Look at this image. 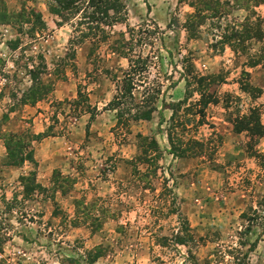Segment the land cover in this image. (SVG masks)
I'll return each mask as SVG.
<instances>
[{"label":"rangeland","instance_id":"1","mask_svg":"<svg viewBox=\"0 0 264 264\" xmlns=\"http://www.w3.org/2000/svg\"><path fill=\"white\" fill-rule=\"evenodd\" d=\"M229 1L221 26L200 0H123L98 42L78 38L77 20L48 0H0V264H187L190 253L197 264H264V167L254 155H264V135L235 121L258 109L264 123V62H248L264 56V38L239 53L219 44L227 21L264 17V5ZM131 60L147 63L134 105L155 94L156 110L120 127L108 105ZM192 73L215 80L203 124ZM188 96L179 113L195 124L176 131L204 151L179 158L169 107ZM177 234L189 241L173 243Z\"/></svg>","mask_w":264,"mask_h":264},{"label":"trees","instance_id":"2","mask_svg":"<svg viewBox=\"0 0 264 264\" xmlns=\"http://www.w3.org/2000/svg\"><path fill=\"white\" fill-rule=\"evenodd\" d=\"M51 8V12L55 15L61 16V18L65 21L67 20H77V27L82 32V35L78 38H86L99 36L96 39L98 42L102 41L107 34V30L105 27L112 26L115 21H118L121 18L122 13H124L125 5L123 0H48ZM241 0H234L233 4L241 3V5H245L246 2H240ZM201 4H203V9L211 10L212 13L216 15L217 22L223 26V21L227 20L229 6L231 2L229 0H200ZM248 4L250 2H254V5H264V0H247ZM1 4H5V0H1ZM6 6V4H5ZM1 12V11H0ZM3 14L0 13L2 17L0 20L3 21L8 15L7 7L2 11ZM253 13V12H252ZM225 34L219 44L222 46L229 44L236 53L246 52L247 51V42L251 39L257 38L256 40L262 41L264 38V17L256 16V12L253 13V16L248 18L245 22L238 23L237 25L229 23L227 21L224 27ZM119 48V47H118ZM264 62V56L262 55H254L248 59V62L251 66H256ZM142 65H138L134 62V60L130 61V67L126 72V77L122 81L123 86L119 89L117 95H115L114 99L109 103L110 109H113L118 114V124L120 127L125 126L129 127L131 120H139L141 118L151 119L153 111L156 110V106L154 102V95L150 98L147 97L143 102L145 106L134 105L135 103V95L134 91L138 86L136 80V76L139 75L137 80L144 82L143 74L141 73L143 70H146V61H138ZM246 75L249 73L245 72ZM143 77V78H141ZM192 80V81H191ZM195 82L198 85V89L196 91L199 92L200 98L194 104V110L196 108L199 109V115L202 116V119L197 121L198 124H203L205 121V107L208 106L211 102H217L216 97L208 92V88L212 87L215 82L212 77L200 76L198 74L192 73L190 80L188 79L187 85L191 86L192 82ZM241 88L247 91L248 88H253L252 84L244 81H240ZM256 89V88H255ZM189 96L184 98L180 102L171 105L173 110V114L170 118V122L172 125V130L168 132L169 143L171 144L170 153L179 158H188V157H197L202 154L204 151L203 144L195 139V137H189L186 140L183 139V136L179 131V127L185 132L187 126L191 124H195L196 115L194 119L190 118H181L180 111L183 107H185L188 103ZM26 101V98L24 99ZM35 102V99L33 100ZM185 105V106H184ZM148 106L147 109L145 107ZM144 107V108H143ZM189 108V107H187ZM187 109V112L193 110ZM185 109V108H183ZM191 114V113H190ZM193 114V113H192ZM195 114V113H194ZM261 114L258 109H250L248 115H243L241 117L237 116L236 121V129L240 130L241 127H245L248 132L252 136L262 137L264 135V123L261 120ZM193 122V123H192ZM154 146L156 148V152H159L158 143L155 139H153ZM10 158L15 157L12 154L7 153ZM257 157H261L264 167V155L255 153ZM27 159L33 160V152L26 157H22L19 162H9L8 166L11 165H21ZM255 217H248L249 224L247 229H251L253 226V222L257 219V211H254ZM189 238H193L192 235H189ZM189 241L186 237L181 234H177L173 240V243L176 244H186ZM190 260H188L187 264H197L196 259L192 253L189 255Z\"/></svg>","mask_w":264,"mask_h":264},{"label":"crops","instance_id":"3","mask_svg":"<svg viewBox=\"0 0 264 264\" xmlns=\"http://www.w3.org/2000/svg\"><path fill=\"white\" fill-rule=\"evenodd\" d=\"M6 27H9V26H6ZM9 28H10V27H9ZM7 31H9V30H7ZM33 156H35V153H34ZM34 158H36V157H34ZM25 162H26V161H25ZM25 162H24V163H25ZM21 165H22V164H21ZM10 167H13V166H10ZM18 168H20L19 170H23L24 168H26V166L17 167V168H16V166H14V169H15V170H18Z\"/></svg>","mask_w":264,"mask_h":264}]
</instances>
